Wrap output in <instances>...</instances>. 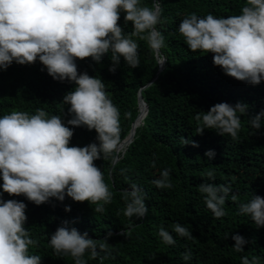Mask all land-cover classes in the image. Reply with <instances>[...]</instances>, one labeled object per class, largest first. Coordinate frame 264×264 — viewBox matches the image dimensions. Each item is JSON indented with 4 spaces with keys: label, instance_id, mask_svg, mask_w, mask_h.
<instances>
[{
    "label": "trees",
    "instance_id": "16d2710c",
    "mask_svg": "<svg viewBox=\"0 0 264 264\" xmlns=\"http://www.w3.org/2000/svg\"><path fill=\"white\" fill-rule=\"evenodd\" d=\"M153 3L154 0H140L139 6L153 7ZM159 3L161 18L156 30L164 37L159 56L147 40L133 36L138 44L137 68H131L120 57L115 72L109 71L113 67L111 50L99 63L91 57L75 61L78 75L87 73L102 80L120 113L119 143L110 154L103 157L101 153L94 161L112 193L111 203L104 205L105 211L95 212V204L75 202L67 195L62 202L50 198L41 205L23 195L9 196L3 193L0 175V198L26 205L24 227L30 238L38 242L36 246L30 245L28 252L40 256L41 264H75L70 254H57L49 244L59 227L75 228L81 235L86 232L90 239H106L107 250L98 248L96 259L91 258V250H86L83 256L86 264H242V257L250 261L259 257V264H264V226L259 227L250 214L240 212L241 205L250 202L254 195L264 198V116L259 129L250 123L251 118L264 112V80L252 85L226 75L220 66L214 65L211 52L188 49L178 30L180 22L192 13L198 17L211 13L217 18L239 15L247 0H159ZM124 15L120 13L118 23L128 36L134 26L125 22ZM162 57L165 64L159 72ZM75 87L67 79H53L39 58L25 65L13 61L6 70H0V117L12 111L35 115L37 109H42L46 118L58 115L72 129L69 146L85 147L91 143L99 146L95 129L67 123L73 117L63 97ZM140 90L148 113L125 152L118 153V146L140 114ZM221 102L247 106L245 114L237 112L241 128L235 140L215 129L197 132L203 125H198L195 116ZM125 113L130 115L126 117ZM184 140L189 143L184 144ZM193 142L198 146L194 147ZM209 150L215 153L211 159L205 155ZM164 169L169 170L172 187L160 189L152 181L160 178ZM208 171L214 173L213 178L206 175ZM133 184L141 190L148 208L144 217L124 215L126 203L122 193L131 191ZM201 184L230 186L222 206L224 217L214 218L206 207V194L199 191ZM233 194L237 196L235 201ZM66 207L71 210L66 211ZM176 223L186 227L192 238L176 234L172 227ZM161 226L173 236L174 244L163 242L159 236ZM235 235L246 241L243 251L233 248ZM186 252L190 253L188 260L183 259Z\"/></svg>",
    "mask_w": 264,
    "mask_h": 264
},
{
    "label": "clouds",
    "instance_id": "9594fccd",
    "mask_svg": "<svg viewBox=\"0 0 264 264\" xmlns=\"http://www.w3.org/2000/svg\"><path fill=\"white\" fill-rule=\"evenodd\" d=\"M139 4L140 0H0V70H6L13 61L25 65L39 58L53 79L74 82L75 89L63 97L73 117L67 123L95 129L99 141V146L96 143L69 146L72 129L58 115L46 118L47 113L42 109H37L35 115L12 111L0 117L3 193L23 195L36 205L50 198L62 202L67 195L75 202L95 204L94 211L99 213L105 211V204L111 203L112 193L94 161L101 153L103 157L110 154L119 143L120 113L109 99L102 80L87 73L78 75L75 61L91 57L99 63L111 50L113 67L109 71L115 72L120 57L131 68H137L138 44L133 36L147 40L158 53L164 45L163 35L156 30L161 18L159 0H154L153 7ZM121 12L125 13V22L130 21L134 26L128 36L118 23ZM178 30L188 49L211 52L214 65L220 66L226 75L252 85L264 80V0H247L241 14L227 18H217L211 13L198 17L192 13L180 22ZM145 32L146 36L141 35ZM246 108L241 103L232 106L221 102L206 113H198L195 120L203 125L197 128L198 134H203L205 128L215 129L218 134H228L235 140L241 128L237 112L245 114ZM262 116L264 112L250 119L253 128L261 127ZM193 146L198 145L193 142ZM205 155L211 159L215 153L209 150ZM206 175L213 178L214 173L208 171ZM152 183L160 189L171 188L169 170L164 169ZM131 189L122 193L126 203L124 215L144 217L148 208L141 190L135 184ZM199 191L206 194L205 204L214 218L226 215L222 206L230 186L201 184ZM236 199L233 194L232 200ZM25 209L23 202L0 198V264H41L40 256L28 252L29 246L38 242L30 238L24 227ZM240 212L250 214L259 227L264 226V198L254 195L250 202L241 205ZM172 227L179 236L192 238L189 230L179 223ZM87 235L86 232L81 235L75 228L59 227L49 244L57 254H70L75 264H86L83 259L86 250H91L92 259L98 257V248L107 250L106 239L94 240ZM159 236L168 245L175 243L163 226L159 228ZM232 238L233 248L243 251L244 238L240 235ZM183 259H190V253L186 252ZM242 264H259V257L251 261L242 257Z\"/></svg>",
    "mask_w": 264,
    "mask_h": 264
},
{
    "label": "water",
    "instance_id": "95a60500",
    "mask_svg": "<svg viewBox=\"0 0 264 264\" xmlns=\"http://www.w3.org/2000/svg\"><path fill=\"white\" fill-rule=\"evenodd\" d=\"M159 54V51L158 53L156 52V55ZM163 62V63H162ZM162 63V64H160ZM164 64H165V58L162 57L161 60L159 61V65H160V68H159V72L164 68ZM158 72V73H159ZM157 76L155 77L154 80H156ZM151 83H149L146 87H148ZM145 87V88H146ZM138 102H139V107H140V114L138 115L137 119L135 120V122L132 124V128H131V131L129 133V135L127 136V138L118 146L117 148V151L118 153L120 152V148L123 147V150L122 152L124 153L125 150H126V147L133 141L134 139V135H135V131H136V128L139 127L140 125H142V121L139 123V119L142 118V120L146 117L147 113H148V106L146 105V103L144 102V99L142 97V92L141 90L139 91L138 93Z\"/></svg>",
    "mask_w": 264,
    "mask_h": 264
},
{
    "label": "bare ground",
    "instance_id": "6f19581e",
    "mask_svg": "<svg viewBox=\"0 0 264 264\" xmlns=\"http://www.w3.org/2000/svg\"><path fill=\"white\" fill-rule=\"evenodd\" d=\"M142 121V118L139 119V123ZM123 150V147L120 148V152Z\"/></svg>",
    "mask_w": 264,
    "mask_h": 264
}]
</instances>
